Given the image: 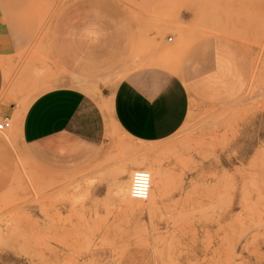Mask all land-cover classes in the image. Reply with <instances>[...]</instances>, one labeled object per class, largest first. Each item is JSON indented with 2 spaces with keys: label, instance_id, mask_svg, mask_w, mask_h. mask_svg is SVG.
Returning a JSON list of instances; mask_svg holds the SVG:
<instances>
[{
  "label": "rangeland",
  "instance_id": "rangeland-1",
  "mask_svg": "<svg viewBox=\"0 0 264 264\" xmlns=\"http://www.w3.org/2000/svg\"><path fill=\"white\" fill-rule=\"evenodd\" d=\"M0 2L31 33L2 60L10 75L0 102L11 126L0 132V213L11 225H0L10 238L0 264H264V0ZM88 11L128 51L118 71L81 80L55 56L52 30L67 12L81 20ZM211 35L232 38L246 52L243 90L219 103L191 100L181 126L158 142L119 129L112 92L97 84H115L141 65L172 68L190 43ZM70 82L91 86L107 138L54 162L20 141V123L40 92ZM132 156L158 159L170 171L155 203L119 195L129 181L119 168Z\"/></svg>",
  "mask_w": 264,
  "mask_h": 264
},
{
  "label": "crops",
  "instance_id": "crops-1",
  "mask_svg": "<svg viewBox=\"0 0 264 264\" xmlns=\"http://www.w3.org/2000/svg\"><path fill=\"white\" fill-rule=\"evenodd\" d=\"M3 7L0 2V94L10 75L2 60H8L31 36ZM93 13L88 11L75 20L79 17L67 12L66 20L56 22L52 30L55 56L81 80L118 71L128 51L117 33ZM171 67L141 65L115 84H97L102 93L112 92L110 116L130 137L158 142L172 135L183 123L191 100L228 101L243 90L250 75L246 52L224 35L190 43L182 59ZM88 87L70 82L40 92L25 110L20 141L54 162L101 145L107 138L106 116ZM4 114L11 116L0 102V116Z\"/></svg>",
  "mask_w": 264,
  "mask_h": 264
},
{
  "label": "bare ground",
  "instance_id": "bare-ground-1",
  "mask_svg": "<svg viewBox=\"0 0 264 264\" xmlns=\"http://www.w3.org/2000/svg\"><path fill=\"white\" fill-rule=\"evenodd\" d=\"M20 118H21V112L17 114V120H20ZM9 129L10 127L0 132H5L6 130ZM136 167H144L148 169L151 173V189H150V194L146 199H135L130 195L131 173L133 169H135ZM119 171L120 173L129 174V181L126 187L119 191V195L123 199L129 200V202L132 201L137 205H145V202L147 201L149 203L150 202L155 203V201H157L165 194L170 179V171L167 168L163 167L158 159L152 160L148 156H143V157L132 156V158H127L126 161H124L120 165ZM0 225L3 226V228L6 227V229L8 228V226L11 225L9 224L8 219H6V217H4V215H2L1 213H0ZM8 234H9L8 232L0 233V247L4 246L8 248V245L10 243V238Z\"/></svg>",
  "mask_w": 264,
  "mask_h": 264
},
{
  "label": "built area",
  "instance_id": "built-area-1",
  "mask_svg": "<svg viewBox=\"0 0 264 264\" xmlns=\"http://www.w3.org/2000/svg\"><path fill=\"white\" fill-rule=\"evenodd\" d=\"M170 38V37H169ZM11 126V116L9 114H4L0 116V131H3ZM150 171L144 167H136L133 169L131 173V180H130V195L135 199H146L141 198L139 196H133V193H139L144 191L146 193V197L150 194L151 189V179L150 183L146 186V181L144 179L143 173ZM151 174V173H150Z\"/></svg>",
  "mask_w": 264,
  "mask_h": 264
},
{
  "label": "clouds",
  "instance_id": "clouds-1",
  "mask_svg": "<svg viewBox=\"0 0 264 264\" xmlns=\"http://www.w3.org/2000/svg\"><path fill=\"white\" fill-rule=\"evenodd\" d=\"M142 175L144 176V179H145V181H146V186H147V184L150 183L151 174L148 173V172H145V173H143ZM132 195H133V196H139V197H141V198H147V197H146V193H145L144 191H141V192H139V193H133Z\"/></svg>",
  "mask_w": 264,
  "mask_h": 264
}]
</instances>
